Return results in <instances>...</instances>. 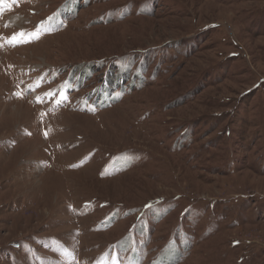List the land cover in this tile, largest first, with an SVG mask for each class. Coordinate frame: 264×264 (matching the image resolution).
<instances>
[{
  "label": "rangeland",
  "instance_id": "1",
  "mask_svg": "<svg viewBox=\"0 0 264 264\" xmlns=\"http://www.w3.org/2000/svg\"><path fill=\"white\" fill-rule=\"evenodd\" d=\"M0 264H264V0L0 10Z\"/></svg>",
  "mask_w": 264,
  "mask_h": 264
},
{
  "label": "snow or ice",
  "instance_id": "2",
  "mask_svg": "<svg viewBox=\"0 0 264 264\" xmlns=\"http://www.w3.org/2000/svg\"><path fill=\"white\" fill-rule=\"evenodd\" d=\"M13 3H15V0H0V10H3V9L11 10V6ZM51 19L52 18H49V20ZM45 31H51V28L47 27L46 25L42 23L41 25L37 26V30L31 33L20 32L14 35L11 39H9L6 42L9 43L11 46H15L16 44H19V43H31L34 40H38L41 34ZM39 86H40V83L39 81H37L35 87L38 88ZM34 90L35 88L32 89V91ZM17 95L19 96L21 95V93H17ZM45 97L49 99L55 98V103L57 105L63 103L67 99V95L63 91H61L59 94H57L56 92L50 91L45 94ZM45 97H37L36 102L42 103ZM41 115L43 116L45 115V113H41ZM45 136H47V133H45ZM61 251L64 254H67L65 249H61Z\"/></svg>",
  "mask_w": 264,
  "mask_h": 264
},
{
  "label": "bare ground",
  "instance_id": "3",
  "mask_svg": "<svg viewBox=\"0 0 264 264\" xmlns=\"http://www.w3.org/2000/svg\"><path fill=\"white\" fill-rule=\"evenodd\" d=\"M167 36V35H166Z\"/></svg>",
  "mask_w": 264,
  "mask_h": 264
}]
</instances>
